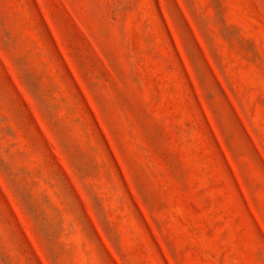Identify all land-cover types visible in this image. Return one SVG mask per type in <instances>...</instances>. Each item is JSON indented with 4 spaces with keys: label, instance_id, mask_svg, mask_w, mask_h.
<instances>
[{
    "label": "rangeland",
    "instance_id": "1",
    "mask_svg": "<svg viewBox=\"0 0 264 264\" xmlns=\"http://www.w3.org/2000/svg\"><path fill=\"white\" fill-rule=\"evenodd\" d=\"M0 264H264V0H0Z\"/></svg>",
    "mask_w": 264,
    "mask_h": 264
}]
</instances>
